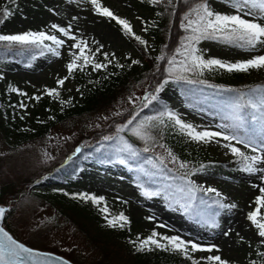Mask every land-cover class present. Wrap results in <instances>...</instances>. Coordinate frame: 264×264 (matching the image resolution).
<instances>
[{
    "label": "rangeland",
    "instance_id": "374dc122",
    "mask_svg": "<svg viewBox=\"0 0 264 264\" xmlns=\"http://www.w3.org/2000/svg\"><path fill=\"white\" fill-rule=\"evenodd\" d=\"M100 2L121 18H126L136 34L148 38V46L153 54L155 56L160 54V41L151 36L148 30L143 31L144 28H147L146 21L151 12L149 3L139 0H100ZM209 3L216 11H231L223 0H209ZM2 4L3 0H0V7ZM92 7L90 3L86 2L77 4L76 0H71V2L69 0H22L14 7L12 15L0 27V34H16L29 30L47 31L51 23L66 27L71 22L73 33L87 39L93 52L98 46L93 41L104 45L101 53L96 54V60L104 61L102 52L106 51L115 53L117 58L124 60L139 59L142 61L140 51L134 47L121 26L115 20L95 13ZM73 17L78 19L73 20ZM56 34L60 36L58 32ZM61 38L67 39L62 36ZM72 43L74 41H67L66 46L61 49L60 57L52 55L49 58H38L31 67L21 65L17 61L8 62L6 67H0V73L3 74V78L0 79L1 182L9 184L11 186L9 190L21 189L25 183L30 182L33 183L30 190H33L34 187L67 186L68 189L79 191L80 194L87 191L89 195H81L83 200L95 206L105 222V215L111 217L124 212L129 217L130 222L120 230V233L126 236L131 249L136 248L131 241H136L138 235L140 238H144L155 230L161 234L180 235L186 240L192 239L203 244L215 243L219 246V252L214 250L211 253L219 254L234 264H250L251 260H255L256 264H263L259 256V253L264 250V247L259 243L261 238L258 237L255 227L246 219V214L250 210H255V198L262 195L259 192V187L264 186V183L248 173L232 171L226 174L208 169L193 175L192 179L198 185L217 189L225 202L237 205L234 209L221 211V215L218 217L221 224L220 229L202 227L196 223L194 215L190 217L178 206L166 201L163 196L151 199L144 197L138 184L143 180L146 183L150 181L142 173L136 175L134 165L131 171L128 166L116 162L98 164L96 168L91 167L90 160L89 166L82 169L79 175L71 180L75 185L67 184L51 176L52 168L65 164L78 154L75 152L77 147L81 149L87 146L86 137L106 130L109 121L118 116L115 115L117 112L125 113L133 106L140 107L144 102L143 97L151 92L147 89V83L140 84L129 91L122 90L110 106L105 110L97 111L84 123H75L73 127L69 128L56 125L52 127L50 135L46 139H34L32 133L41 121L54 113V107L60 109L63 107L58 100L44 94V89L56 87V79L67 75L66 64L71 59L72 52L79 51L78 49L69 50ZM198 48L204 50L206 57H217L230 61L248 58L249 55L239 48L217 40H202ZM75 74L60 89V99L69 100L72 96L80 93L81 88L75 81ZM204 74L211 80L229 79V81H237L241 84L255 83L264 78V70H251L241 73L240 76L236 72L228 73L221 70ZM11 88H19L21 93H27V95L12 92ZM34 95H40L41 99L39 101L31 99L30 97ZM159 96L168 101L171 109L179 113L182 119L198 125L200 128L209 126L215 130L217 125L221 124L217 115L187 107L182 100L181 92L173 81H169ZM130 98H136L135 104L130 102ZM21 103H24L26 107H19ZM7 123L14 124L16 127L8 128ZM147 123L149 124V122ZM19 130L22 132L20 135L18 134ZM149 133L152 138L147 141L132 135L128 130H125L121 135H124L138 148L149 147L151 151L142 153L144 157L152 155L155 158L157 155H163L168 166L178 169L180 160L177 159L176 163L170 162L165 146L162 147L159 139L151 132ZM21 138H29V141L17 145ZM183 142L186 143V147H194L191 157L195 155V157L203 159L226 161L235 156L219 144H200L191 141L187 135L182 139ZM236 146L240 147L242 151L250 153V149H245L243 145L236 144ZM145 167L150 166L145 165ZM103 169L106 171L103 172ZM28 194L29 198L23 203V209L15 221L16 237L31 247L55 248L65 251L66 255H71L86 264L91 262L95 258L96 252L86 238L80 232H76L71 223H66L63 216L57 215L51 204L40 198L30 199L32 194L29 192ZM91 195L104 196L105 200L99 205L94 204L85 198ZM17 200V197L12 196L1 203L7 205L10 201L13 204ZM105 206L108 208L107 214L101 211ZM260 215L264 216V207L261 208ZM149 216L155 219L150 221L147 219ZM54 218L56 220L52 221ZM159 224L167 227H157ZM107 227L109 226L107 225ZM229 228L232 231L228 237H225L222 233ZM237 233L244 237V241L238 239ZM197 254L209 255L210 253L198 251Z\"/></svg>",
    "mask_w": 264,
    "mask_h": 264
},
{
    "label": "snow or ice",
    "instance_id": "6c2138e0",
    "mask_svg": "<svg viewBox=\"0 0 264 264\" xmlns=\"http://www.w3.org/2000/svg\"><path fill=\"white\" fill-rule=\"evenodd\" d=\"M71 2V0H69ZM90 3L92 10L100 16L108 17L115 20L126 34L134 36L135 40L141 45H148V41L142 39L140 35L135 34L132 25L126 18H121L112 9L101 4L100 0H76L77 4ZM149 3L159 4L161 0H147ZM188 3V9L184 13L180 22V27L184 29L187 35L181 38L180 44L169 53L161 54L155 59L166 61L167 67L164 68L166 76L156 83L153 90L143 97V103L140 105L141 111L149 108L153 102L159 101L161 93L169 81H185L188 84H208L206 79H192L187 75L194 73L203 76L205 72L226 71L228 73H247L251 70H264V0H223L231 9L229 12L216 11L212 8L209 0H184ZM15 3V0H11ZM172 3V0H168ZM0 24L12 15L10 8L5 7L0 10ZM247 17V18H246ZM73 20L78 19L73 17ZM73 24L69 22L67 26H61L57 23H51L48 30H29L16 34H0V44L6 47L19 45L24 49H37L42 56L45 50L56 57L61 56V49L66 46L67 41H74L69 46V50L78 49V52H72L71 59L66 64L67 75L56 79V87H46L44 94L49 98L58 100L63 106L70 103L69 100L60 99V89L65 85L72 75L80 70L83 72L88 66L92 71H101L108 68L109 65L124 68L119 63L115 53L102 52L104 61L96 60V54L101 53L104 45L98 41H93L98 46L95 52L89 46L87 39L77 36L72 31ZM144 28L143 31H147ZM59 33L58 36L56 33ZM67 38L63 39L61 38ZM202 40H219L224 44L239 48L249 53L248 58L238 59L235 61L225 60L217 57H206L204 50L198 48ZM46 41L48 43H46ZM145 52L148 48L145 47ZM180 57V59H178ZM36 57L33 56L32 59ZM139 60H131L132 65L139 64ZM31 67V65H28ZM3 74L0 73V79ZM215 87L213 85H209ZM12 92L21 93L19 88H11ZM228 92H235L234 89H225ZM31 99L39 101L40 95H34ZM130 102L135 104L136 98H130ZM21 108L26 105L21 103ZM63 110V107L62 109ZM135 112V115L132 113ZM115 115H122L117 112ZM140 113L133 108L129 112V117L125 123L115 125L113 134H105L102 137L103 143L95 149L96 153H100L97 160L100 164L119 163L128 166L129 170H133L135 162V170L142 173L151 182L154 187L146 186L145 182L138 184L144 197L151 199L160 197L173 205L182 209L186 214L190 211L194 214L197 224L210 229H220L221 224L218 217L223 210H231L237 207L236 204L225 202L222 194L213 187L204 188L196 183L191 177L196 172L204 170V166L190 168L187 161H180L176 174L172 175L173 169L168 167L166 158L163 155H152L144 157L142 153H149L151 149L147 146L143 148L136 147L124 135L128 130L132 135L138 136L141 140L147 141L151 139L148 131L150 125L147 122H153L151 126L164 125L167 121L170 126L178 127L182 135L200 144L216 143L228 149L233 155L239 158L242 164V171L251 176H255L260 182L264 183V85H258L256 88L249 89L247 92H236L229 98L224 105L222 119L225 121L217 125L213 130L209 126L200 128L191 122L182 119L181 115L165 106L163 110L158 111L154 116H145L144 120L136 124ZM107 119V117H105ZM158 122V124H156ZM235 142V143H233ZM236 144H241L245 149H250V153L242 151ZM163 147V145H162ZM103 150V151H102ZM81 149L77 147L75 152L79 153ZM168 157L170 162L176 163L177 157L170 149ZM113 157L115 159L113 160ZM148 165L150 167H145ZM184 171H180V170ZM159 177V182L155 179ZM214 193L215 198L209 204L208 200L203 196L198 197L197 193ZM259 195L255 198V210H250L246 214V219L255 227L260 239V245L264 247V216L260 215L261 208L264 207V186L259 187ZM92 203L99 205L105 200L104 196H86ZM127 203V201H124ZM203 206V207H201ZM6 207H0V221L5 218ZM102 212L108 213L107 206L101 209ZM259 217V218H258ZM148 220H154L152 216L147 217ZM106 223L111 228L123 229L128 224L129 217L124 212L109 217L105 215ZM157 227H167L159 224ZM232 229L225 230L222 234L228 237ZM238 239L244 241V237L239 236ZM136 246L137 251L151 250V247L163 248L181 253L189 259H193L191 253L198 251L219 252V246L215 243L203 244L192 239H184L180 235L161 234L155 230L144 238L137 236L136 241H131ZM259 256L264 259V252H260ZM43 257V259H42ZM59 260L60 264H70V261L63 257H55L51 253H44L40 250L26 246L23 242L17 241L4 227L0 226V264H54L55 260ZM206 260L208 264H234L221 255H209L201 258ZM193 264H200V261L193 259ZM250 264H256L255 260H251Z\"/></svg>",
    "mask_w": 264,
    "mask_h": 264
},
{
    "label": "trees",
    "instance_id": "16d2710c",
    "mask_svg": "<svg viewBox=\"0 0 264 264\" xmlns=\"http://www.w3.org/2000/svg\"><path fill=\"white\" fill-rule=\"evenodd\" d=\"M20 1L22 0H15V3H11V0H3L0 10L8 7L13 13L14 7ZM139 1L149 3L147 0ZM149 4L151 12L147 18L146 26L148 33L160 41L161 51H159L160 54L157 55L159 56L169 53L171 50L178 47L181 38L187 35L184 29L180 27V22L188 9V3H185L184 0H172V3H168V0H161L159 4ZM0 19H3L2 15H0ZM3 24L4 23L0 24V27ZM126 35L130 38L134 47L138 48L140 51L143 62L136 59L139 60L140 63L132 65L130 59L124 60L118 58L119 63L123 64L124 68L115 67L114 62L113 65H109L107 69L101 71H92L91 66H88L83 72L76 71L75 81L80 85V93L76 94V96H72L71 102L63 105V110L54 107V113H51L50 116H46L32 133L34 139H46L50 135L52 127L56 125L69 128L73 127L75 123H84L97 111L105 110V108L110 106L122 90L129 91L140 84L147 83V89L152 91L156 83L166 76L164 72V68L167 67L166 61L156 60L155 58L157 56L153 54L148 45H141L135 40L134 36L130 34ZM140 36L142 39L148 41L147 37H143V35ZM145 47L148 48L147 52L144 50ZM33 56L36 58L32 59ZM50 56H52V54L48 53L46 50L45 54L41 56L37 49H24L19 45L6 47L4 44H0V67H6L8 62L16 61L22 65L30 64L33 66L38 58H49ZM187 75L192 79H206L208 84H188L185 81H173L177 89L181 92L184 104L191 108L195 107L199 110L207 111L212 115H217L221 123L225 122L222 119L223 109L230 97L234 96L236 92H247L249 89L256 88L258 85H264V78L255 83L246 82L245 84H241L235 80V82L229 81V79L223 81L219 78L211 80L206 77L205 74L203 76H198L194 73H188ZM237 75L240 76L241 73H237ZM225 89H234L235 92H228L225 91ZM165 106L171 109L170 103L160 98L159 101L153 102L149 108L143 109V111H141L140 107L137 108L133 106L125 113H121L122 115L116 116L109 121L106 130L98 131L91 137H86L87 146L81 148V152L74 158L65 162L63 165L52 168L51 176L67 184L75 185L71 180L76 178L82 169L89 166L88 163L90 160L92 162L91 167L97 168L98 164H100L97 160L100 153H96L95 149L103 142V135L113 134L115 132V125L125 123L126 120L130 118L129 112H132L133 108H135L136 112L140 113L136 121V124H139L144 120L145 116H154L158 111L163 110ZM132 114L135 115V112ZM149 124V132L159 139L167 150L170 149L178 160L187 161L190 168H197L203 165V171L211 169L226 174L232 171H242V164L237 156L227 159L226 161H219L217 159L210 160L209 158L203 159L198 156L195 157V155L191 157V154L194 152V147H186V143H182V139L185 135L181 134L178 127H172L167 122L159 126H151L153 122H149ZM156 124H158V122H156ZM7 125L8 128L16 127V125L11 123H7ZM18 134H22L21 130L18 131ZM19 141L17 145L29 141V138H21ZM114 159L115 157H113V160ZM131 163L135 168V162ZM168 167L173 169L170 174L175 175L177 169L170 166ZM104 171L106 170L103 169V172ZM180 171L182 172L184 170L181 169ZM135 174L138 175L139 173L135 171ZM159 179V177L156 178L158 182ZM143 182H145L146 186L153 187L151 182L146 183L145 180H143ZM32 185L33 183L29 182L25 183L21 189L9 190L11 186L1 182L0 174V203L7 201L9 198H12V196L18 199L12 204V210L6 215V228L10 229L12 233L17 234L15 221L23 209V203L29 198V192L32 194L30 199L40 198L51 204L56 210L57 215L63 216L66 219V223H71L75 231L80 232L81 235L86 238L89 245H92L96 254L94 255L95 258L88 264H193V259L200 261V264H208L206 260L201 258L214 255L212 253L209 255H198L197 252H195L191 253L193 259H189L181 253L165 250L163 248H155L154 246L151 247V250L146 249L144 251H137L134 247L131 249L126 236L120 233L122 229L118 227H107V223L100 217L99 210L89 202L87 203L83 200L81 195H89L87 191H83V193L80 194L79 191H72L68 189L67 186H55L50 188L34 187L33 190H30V186ZM197 196H203L204 199L208 200L209 204L211 200L215 198V194L213 193L198 192ZM188 214L190 217L194 215L191 211ZM55 220V218L52 219V221ZM44 249H50L57 253L59 252L65 257L72 259L76 264H86L82 260L79 261V259H75L71 255H66L65 251L50 247H45ZM262 263L264 264V259H262Z\"/></svg>",
    "mask_w": 264,
    "mask_h": 264
},
{
    "label": "water",
    "instance_id": "95a60500",
    "mask_svg": "<svg viewBox=\"0 0 264 264\" xmlns=\"http://www.w3.org/2000/svg\"><path fill=\"white\" fill-rule=\"evenodd\" d=\"M40 186H41V184H40ZM0 207H5V206H0ZM6 209H9V207L7 206ZM3 222H4V219H3L2 221H0V226H2V227L5 228ZM5 230H6L7 232H9V234H11V235L15 238V236L13 235V233H12L11 231H9L7 228H5ZM15 239H16L17 241H19L17 238H15ZM19 242H20V241H19ZM25 245H26V244H25ZM26 246H27V245H26ZM31 248H32V247H31ZM33 249L40 250L41 252H44V253H51V254H53V256H55V257H63L65 260L70 261V264H76V263H74L70 258L65 257L64 255L60 254L59 252L57 253V252L52 251V250H50V249L44 250V249L37 248V247H36V248L33 247ZM42 259H43V257H42ZM54 264H60L59 260H58V259L55 260V261H54Z\"/></svg>",
    "mask_w": 264,
    "mask_h": 264
},
{
    "label": "bare ground",
    "instance_id": "6f19581e",
    "mask_svg": "<svg viewBox=\"0 0 264 264\" xmlns=\"http://www.w3.org/2000/svg\"><path fill=\"white\" fill-rule=\"evenodd\" d=\"M80 153V152H79ZM0 206H5V207H9V209L6 211V215H7V213L9 212V211H11L12 210V202H10L9 201V203H7V205L6 204H3V203H0ZM6 215H5V218H4V226H5V220H6ZM5 228H6V226H5ZM8 229V228H7ZM9 231H11L10 229H8ZM12 232V231H11ZM13 235L15 236V238H17L16 237V235L13 233ZM20 242H22L19 238H17ZM24 243V242H23ZM24 244H26L27 246H29V247H31L30 245H28L27 243H24ZM33 248V247H32ZM42 249V248H41ZM45 250V249H44ZM72 260V259H71ZM73 261V260H72ZM74 262V261H73ZM75 263V262H74Z\"/></svg>",
    "mask_w": 264,
    "mask_h": 264
}]
</instances>
